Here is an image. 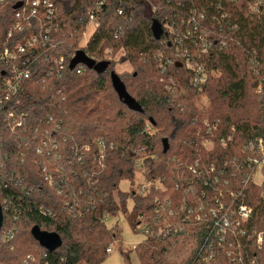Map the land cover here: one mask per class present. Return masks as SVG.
Wrapping results in <instances>:
<instances>
[{
    "label": "trees",
    "instance_id": "16d2710c",
    "mask_svg": "<svg viewBox=\"0 0 264 264\" xmlns=\"http://www.w3.org/2000/svg\"><path fill=\"white\" fill-rule=\"evenodd\" d=\"M94 1L56 0L55 39L68 54L66 68L42 83L46 64L39 57L11 97L12 106L27 113L36 137L26 142L24 136L5 133L9 143L1 151L8 161L0 169V202L6 197L18 206L19 229L10 240L0 237V264H21L25 243L23 264H100L108 245L119 242L117 226L105 224L119 211L145 234L133 248L138 264H197L203 252L230 260L231 248L232 257L241 252L242 264H249L248 258L257 255V233L264 232V179L253 180L257 169L264 177V165L249 164L256 155L251 145L264 138V0H106L98 28L79 46L85 25L79 18ZM12 13L7 5L0 14V49ZM193 21L198 34L185 36ZM27 37L28 32L15 34L8 45ZM118 52L121 60L115 59ZM188 60L205 67L201 86L193 84ZM122 61L139 67L131 82L114 69ZM112 72L141 111L119 97ZM258 83L261 91L255 89ZM121 107L134 117L118 129ZM158 119L165 124L161 136L147 130L148 123L152 130L159 127ZM45 132L59 143L49 157L36 152ZM86 145L76 161L75 150L81 154ZM136 171L162 187L151 184L138 192ZM48 173L56 184L44 179ZM59 176L69 178V190ZM123 180L129 181L128 190L120 188ZM220 204L222 210L212 215L209 209ZM240 205L251 211L235 224ZM223 215L231 221L228 227L216 224ZM6 218L4 211V225ZM33 225L58 233L62 246L41 247L30 234ZM122 255V264H135L130 250Z\"/></svg>",
    "mask_w": 264,
    "mask_h": 264
},
{
    "label": "built area",
    "instance_id": "2783aa9c",
    "mask_svg": "<svg viewBox=\"0 0 264 264\" xmlns=\"http://www.w3.org/2000/svg\"><path fill=\"white\" fill-rule=\"evenodd\" d=\"M105 3L106 0H95L88 8L85 15L79 18V22L85 24L81 32L80 40L78 41L79 46H84L89 37L98 28L102 7ZM7 5H12L13 13L12 23L6 31L7 40L0 49V70L2 71V74H0V169H4L8 161V153L1 151V148L7 146L9 143L5 137V133L16 134L17 137L24 136L27 138L26 142L36 137L31 133L32 126L28 123L27 113L24 110H19L12 106V95L20 90L21 81L30 75V68L35 66L39 57H42L46 64L42 76L40 77L42 83H46V80L50 79L52 76H60L66 68V60L68 58V54L64 55L61 51L60 47L62 41H57L55 39L59 31L55 23L58 16V4L56 0H0V14ZM119 13H121V10H119ZM40 19H42V21ZM39 20L41 22H39ZM88 25H91L92 30L88 33V39L81 45ZM75 31H77V29H75ZM24 32H28V37L23 42L18 41L8 45L9 38L15 34H22ZM198 32L199 27L193 21L191 23V28L186 31L185 36L190 37L191 34H198ZM177 40L178 38L175 39V42H177ZM186 57L187 59L189 58L188 54ZM187 67L194 69L193 84L201 86L206 80L205 67L203 65L195 66L191 60L187 61ZM255 89L256 91H261V84L258 83ZM230 140L231 138L229 137L227 141ZM40 142L41 145L37 147L36 152L43 153L48 157L52 155L53 149L59 148L58 140L55 137L49 136L46 132L44 136L40 137ZM88 147V145L84 146L81 154L75 150L74 157H76V161L82 160V153H84ZM251 147L256 149V155L249 159V164L255 167L264 165V138H256L255 147L252 145ZM54 171L58 174H62L59 168H56ZM44 179L47 180L49 184L54 182L56 184L57 182L54 181L53 175L49 173L44 175ZM58 180L59 183L64 186L66 182H69V178L63 179L60 176ZM147 188L148 186L146 184H141L138 188V192L143 193ZM57 189L58 194L65 196L64 200L66 201L65 204H67L68 200L65 191L69 190V187L65 186V191L59 186H57ZM0 205L3 213L0 237L7 241L12 239L18 232L19 228L16 224V220L19 209L17 208L18 206H12L11 202L6 197L2 198ZM222 207L223 205L220 204L217 208H210L209 211L214 215L216 212L221 211ZM39 209L44 215L50 214L48 210ZM4 211L7 214L5 225ZM67 211L71 212L73 208L70 206ZM236 211L238 219H236L237 222L235 224L239 221H246L251 210L244 205H240ZM216 224L228 227L231 221L223 215L217 219ZM256 239L260 243L262 241V234L257 233ZM106 252H111L110 246L106 248ZM204 257L206 258L207 256L204 255ZM30 259L31 257L28 256L25 262Z\"/></svg>",
    "mask_w": 264,
    "mask_h": 264
},
{
    "label": "rangeland",
    "instance_id": "374dc122",
    "mask_svg": "<svg viewBox=\"0 0 264 264\" xmlns=\"http://www.w3.org/2000/svg\"><path fill=\"white\" fill-rule=\"evenodd\" d=\"M92 27L91 25H88L87 29H86V34L83 37L82 41H81V45H83V43L88 39V33L91 32ZM122 52H118L115 55V59H120L121 60V54ZM165 55V54H163ZM119 60V61H120ZM138 62V61H137ZM144 67H149V65H143ZM142 67V68H144ZM115 71L123 78L129 82L132 81V74H136L137 72H139V67L137 65H133L130 62H119L117 63V65L115 66ZM151 77H153V74L150 72ZM159 75V74H158ZM157 76V75H155ZM154 78V77H153ZM130 79V80H129ZM148 79H151L150 77H148ZM152 80V79H151ZM107 94L109 93V91L106 92ZM133 93V92H132ZM174 94V93H172ZM207 98L205 96H203V98L200 99V101L204 104L206 103ZM248 100H250L248 98ZM196 104H199V100L197 102H195ZM249 101H247V105L245 106V110L246 112L250 111L251 106L249 107ZM119 108V104L117 106L116 109ZM121 110L123 112V116L124 119H119L118 120V129L124 126V123L127 122V118H132L134 117V115L130 112H128L126 109L124 110L123 107H121ZM148 123V122H147ZM158 124L159 127L153 128V130L151 129L150 123L147 124V130L150 133H154V131L156 132V134H158L159 132H161L160 134H158V136H161L163 134H165V132L163 131V128H165V124L162 121H159L158 119ZM205 146L210 147L211 146V142H206V140L203 141ZM264 177L261 173L260 169H257L253 175V180L256 183H261L263 181ZM146 184L148 187L151 186V184H154L156 186L162 187V183L158 182V181H144V177H143V172L141 171H136L135 172V176H134V184L133 186L136 187L138 184ZM130 187V183L127 180H123L120 183V188L122 190H128V188ZM132 207V202L129 200L127 202V211H130ZM105 224L108 228L116 225L119 233H120V239L119 242L114 241L111 244H109L108 246L111 247V252L107 253L104 257V259L100 262V264H122L123 263V255H122V251L125 252H129L130 250V258L132 260L133 263L138 264L139 260L137 258V255L135 254L133 248L140 242H142L145 239V234L139 230V228L134 229L132 228L129 220L127 219L126 215L119 211L116 215L108 217L105 221ZM138 226H140L138 224ZM258 233L262 234V241L259 243L257 241V239L253 242L255 244V248L254 250L257 252V255L254 254L253 259L248 258L249 264H262L261 262V256H264V232L263 231H259ZM26 246H28L27 243H25V246L22 247V251H20L19 253V257H20V263L23 264V260H24V255H22L24 253V250L26 248ZM29 246L34 247L35 245L32 244V242H29ZM176 246H178V244H176ZM231 253L228 252V254L231 256L230 260H223L221 256H214L213 254H215L214 252L212 253H201L202 255H200V259L199 262L200 264H242L241 261V252L238 255V257H232V252H234V250L231 248ZM259 252V253H258ZM204 254L207 256L206 258L204 257ZM22 255V256H21ZM262 260H264L262 258ZM8 262V261H7ZM6 262V263H7ZM5 263V264H6ZM8 264H14L13 260H11Z\"/></svg>",
    "mask_w": 264,
    "mask_h": 264
},
{
    "label": "water",
    "instance_id": "95a60500",
    "mask_svg": "<svg viewBox=\"0 0 264 264\" xmlns=\"http://www.w3.org/2000/svg\"><path fill=\"white\" fill-rule=\"evenodd\" d=\"M75 62H72L74 65ZM102 68L105 64H101ZM111 81L113 88L123 100V102L131 109L141 111L140 105L127 93L123 82L114 72L111 73ZM3 223V213L0 205V228ZM30 234L37 243L47 251H54L62 246V240L58 233L54 231L42 230L38 225H33L30 229Z\"/></svg>",
    "mask_w": 264,
    "mask_h": 264
}]
</instances>
